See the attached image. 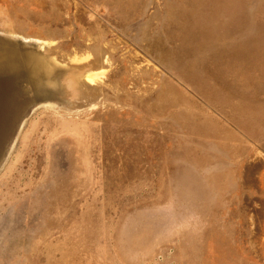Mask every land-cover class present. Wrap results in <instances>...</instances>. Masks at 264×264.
I'll return each instance as SVG.
<instances>
[{"label": "rangeland", "instance_id": "rangeland-1", "mask_svg": "<svg viewBox=\"0 0 264 264\" xmlns=\"http://www.w3.org/2000/svg\"><path fill=\"white\" fill-rule=\"evenodd\" d=\"M0 264H264V0H0Z\"/></svg>", "mask_w": 264, "mask_h": 264}]
</instances>
